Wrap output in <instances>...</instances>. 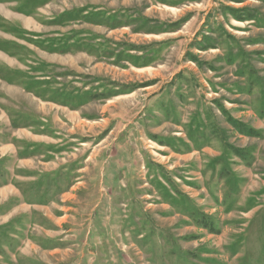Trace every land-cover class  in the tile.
Here are the masks:
<instances>
[{"label":"rangeland","instance_id":"obj_1","mask_svg":"<svg viewBox=\"0 0 264 264\" xmlns=\"http://www.w3.org/2000/svg\"><path fill=\"white\" fill-rule=\"evenodd\" d=\"M5 1L14 3L16 13L38 19V26H26L28 42L66 63V16L85 10L117 15L134 7L158 28L148 36L103 32L100 41L89 30L87 53L75 44L67 64L75 74L62 59L50 63L43 53L42 69L50 76L45 83L56 76L60 83L59 95L46 87V101L80 111L75 122L62 118L58 146L60 158L83 160L87 186L78 198L52 207L73 208L62 222L72 229L67 240L55 242L68 248L54 254L26 248L31 262L264 264V0H214L215 10L206 15L211 0L173 12L148 9V0ZM195 10L211 28L193 33L194 26L187 34L179 19ZM119 22L127 21L106 24ZM54 33L56 47L49 41ZM80 33L73 31V38ZM146 41L157 51L153 68L124 69L121 43L129 50ZM131 87L136 89L124 94ZM154 92L161 96L152 98ZM121 143L128 152L118 148L122 157L110 159L111 148ZM114 170L121 171L116 178ZM123 175L130 176L133 190L125 189L124 179L125 190L115 189ZM68 180L61 179L62 187Z\"/></svg>","mask_w":264,"mask_h":264},{"label":"crops","instance_id":"obj_2","mask_svg":"<svg viewBox=\"0 0 264 264\" xmlns=\"http://www.w3.org/2000/svg\"><path fill=\"white\" fill-rule=\"evenodd\" d=\"M199 1L148 0L147 8H161L173 12L182 10L188 4L198 5ZM220 1L225 2V0ZM211 2V4H207L208 11L205 12V15L209 11L215 10L217 3L214 0H211ZM13 6V2L0 0V264H51L49 259L42 258L39 262H31L34 258L30 255L33 252L54 254V252H60L62 249L68 248L64 245H55V242L64 243L69 236V234L65 235L66 231L72 230L69 224V230L62 225V222H65V217L69 216L68 211L72 207L67 205L66 208H61L66 212H59L52 207L60 199L67 202L73 198H78L77 193L83 192L87 182L83 180L82 175L85 168L80 165L83 160L80 159L76 162L74 159L68 161L66 158H60L63 149L58 144L63 140L58 137L62 133L59 132V128H62L59 127V123L65 124V121L62 122L64 117L68 122H75L80 115V111L62 107L55 99L46 101V87H50L48 91L51 92L52 96L53 93L59 95L58 85L60 83L57 81L59 78L57 76L56 81L55 78L51 77L50 84L45 83V80L50 76L44 75L42 69L45 57L43 53L50 55L49 58L51 59L47 60L50 63L57 64L60 56L51 50L50 52L44 51L41 45L34 43L35 41L33 44L28 42V37L31 34L26 33V30L29 29L26 26L29 25L30 27L32 22H35L38 26V19L36 20L33 15L16 13L12 10ZM128 9L131 10H123L118 12L117 15V11L113 10L96 14L85 10L78 16H66L63 22L65 23L64 40L67 60L74 59L73 47L75 44L76 46L81 44L82 52H86L85 46L92 43V40L88 37L95 31L97 36L93 39L98 41L102 36L101 33L117 32L118 30H122L129 36L133 33H135L133 35L144 34V36L155 34L154 29L158 28L147 22L146 12L143 14L141 9L134 7ZM197 15H200V11L195 10L192 13L189 12L186 19H184L185 17L179 19L187 34L191 32L194 26L196 29L193 33L209 27V25H206L205 15L202 19L197 18ZM120 19L127 22L113 23V25L106 24L109 20L119 21ZM75 23H80V26H69V24ZM81 23L87 25V27ZM174 29L178 30V28ZM89 30H91V34ZM33 31H35V28ZM73 31L81 32L80 36L74 39ZM56 35L54 33L49 36L52 37L49 41L54 47L57 46L55 37H53ZM39 36L34 32L32 33L33 38ZM151 43L146 41L145 45L131 44L127 48L129 50H124L122 47L125 43H121L122 47L118 52V57L120 59L124 57L125 63L128 64L126 66L122 65L123 68L137 67L140 71L153 68L152 64L156 59L155 53L157 51ZM62 60L64 61V59ZM130 60L133 63H130ZM68 61L67 63L64 61V64L69 70H73V74H75V68L69 67L67 65ZM186 74L183 73V76L186 77ZM54 88L55 91H53ZM135 89L131 87L124 94H130ZM151 95H153L152 98L157 96L156 99L161 96L157 92ZM64 129L63 127L62 130ZM70 139L74 140V137H70ZM116 145L111 148L113 153L109 155L110 159L122 157L118 148H121L123 152H128L126 150L127 144ZM75 148L73 147L74 150L72 151L74 155ZM171 155H177V153L173 152ZM86 160H91V158ZM67 166L71 169L65 176ZM114 171V177L116 178L121 171ZM67 178L69 179L68 184L64 188L61 185V179ZM123 179L126 182L125 189L133 190L128 175H123L119 180H115L118 181L115 182L118 186L115 189L119 188V191L124 189L121 182ZM99 185L100 183L95 186V190ZM95 190L92 192L93 198L95 197ZM81 207L84 211L85 208ZM77 210L79 211V209ZM70 220L72 219L68 218L67 222ZM50 245L53 246L50 247ZM26 248L31 250V253H27L29 250L26 251ZM26 259H28V262Z\"/></svg>","mask_w":264,"mask_h":264}]
</instances>
